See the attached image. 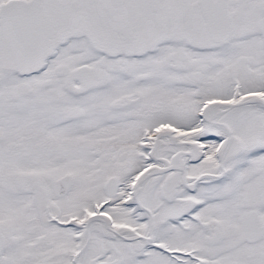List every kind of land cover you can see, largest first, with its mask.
I'll list each match as a JSON object with an SVG mask.
<instances>
[{"label": "snow or ice", "instance_id": "snow-or-ice-1", "mask_svg": "<svg viewBox=\"0 0 264 264\" xmlns=\"http://www.w3.org/2000/svg\"><path fill=\"white\" fill-rule=\"evenodd\" d=\"M0 264H264V0H0Z\"/></svg>", "mask_w": 264, "mask_h": 264}]
</instances>
